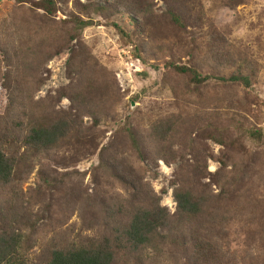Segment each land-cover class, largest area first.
I'll list each match as a JSON object with an SVG mask.
<instances>
[{
    "label": "rangeland",
    "instance_id": "rangeland-1",
    "mask_svg": "<svg viewBox=\"0 0 264 264\" xmlns=\"http://www.w3.org/2000/svg\"><path fill=\"white\" fill-rule=\"evenodd\" d=\"M54 1L46 15L35 5L41 0H0V148L13 160L0 180V231L27 236L38 263L55 245L109 235L131 192L104 167L109 161L140 179L167 214L158 244L121 252L112 264H264V137L259 145L238 129L264 134V0ZM169 62L201 75L243 74L250 84H195ZM17 81L22 95L10 105ZM61 88L89 93L100 109L78 114L51 147L23 145L15 125L27 106L45 107L50 120L76 113L68 97H57ZM217 131L226 145L210 138ZM184 178L208 199L202 227L179 221L174 193ZM192 236L211 250L198 253Z\"/></svg>",
    "mask_w": 264,
    "mask_h": 264
},
{
    "label": "trees",
    "instance_id": "trees-1",
    "mask_svg": "<svg viewBox=\"0 0 264 264\" xmlns=\"http://www.w3.org/2000/svg\"><path fill=\"white\" fill-rule=\"evenodd\" d=\"M42 9L46 15L54 12L56 4L54 0H41L35 4ZM168 15L172 23L182 27L183 22L180 16L172 9H168ZM134 24H138L135 21ZM74 25L77 28H83L87 25L84 20H75ZM121 35H128L119 25H113ZM169 65L177 74H189L190 80L195 84H202L207 80L214 79L220 82H240L245 87L249 86V78L243 74L224 76L201 75L193 66L176 65L169 62ZM84 77L86 90L88 92L94 90L92 80ZM16 82V86L8 91V103L13 104L22 92ZM91 94V92H90ZM85 91L77 92L69 96L67 88L57 90V97L66 96L71 101L75 114H68L66 117H56L50 120L45 115V107L27 106V111L22 113V120L15 125L18 130L23 129L22 144L33 147L35 149L47 148L54 145L58 140L64 139L70 127L75 123L78 114L96 113L100 109V105ZM95 117V116H94ZM234 120V118H232ZM238 129L242 131L243 136H248L249 140L261 145L264 134L260 129L252 126L239 125ZM128 135L129 141L133 150L141 157L142 156V140L139 134L132 127L124 128ZM14 136L17 140L20 139L18 131L14 130ZM213 141L226 145V137L221 131L210 135ZM225 166V162L222 161ZM104 167H112L114 174L118 180L131 190L130 199H126V207L121 214V221L118 226H110V234H102L98 237L88 239L82 243H65L55 245L49 250L45 262H35L28 256L29 241L28 237L22 233L15 232L13 229L5 228L0 231V264H112L117 255L124 251H137L149 248L152 245L158 244L157 238L160 237L158 230H163L167 225L166 211L158 205V199L146 192L140 179L135 176H128L125 173H120L118 166L110 164L109 161L104 163ZM13 168V160L9 157L2 148H0V180L7 181L11 175ZM242 167L238 168L241 171ZM198 171L192 172V177L198 176ZM239 177V175H236ZM176 199V210L179 214V221L183 225H189L197 222L200 227L203 223L197 220L203 214V207L207 203V198L204 195H196L192 189L190 179H183L182 187L174 193ZM204 228V227H203ZM189 243L199 253L204 249L206 254L211 250L209 241L192 236Z\"/></svg>",
    "mask_w": 264,
    "mask_h": 264
}]
</instances>
